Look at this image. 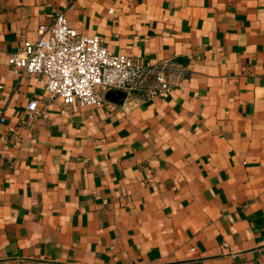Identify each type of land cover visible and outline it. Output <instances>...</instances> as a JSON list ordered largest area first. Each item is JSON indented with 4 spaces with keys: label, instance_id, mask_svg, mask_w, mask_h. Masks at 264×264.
<instances>
[{
    "label": "crops",
    "instance_id": "crops-1",
    "mask_svg": "<svg viewBox=\"0 0 264 264\" xmlns=\"http://www.w3.org/2000/svg\"><path fill=\"white\" fill-rule=\"evenodd\" d=\"M57 12L169 87L50 96ZM0 85V264H264V0H0Z\"/></svg>",
    "mask_w": 264,
    "mask_h": 264
},
{
    "label": "built area",
    "instance_id": "built-area-1",
    "mask_svg": "<svg viewBox=\"0 0 264 264\" xmlns=\"http://www.w3.org/2000/svg\"><path fill=\"white\" fill-rule=\"evenodd\" d=\"M14 71L43 73L45 89L64 103L99 105L111 89L128 91L153 77L149 94L169 87L165 65L149 68L125 52H111L98 34H87L68 23L64 12H57L51 24L38 26L35 38H26L8 56ZM1 86V85H0ZM29 116L38 112L37 100L27 104ZM4 117L0 115V121Z\"/></svg>",
    "mask_w": 264,
    "mask_h": 264
},
{
    "label": "water",
    "instance_id": "water-1",
    "mask_svg": "<svg viewBox=\"0 0 264 264\" xmlns=\"http://www.w3.org/2000/svg\"><path fill=\"white\" fill-rule=\"evenodd\" d=\"M124 97H125V92L124 91H122V90H117L116 91V98L118 100H122Z\"/></svg>",
    "mask_w": 264,
    "mask_h": 264
}]
</instances>
